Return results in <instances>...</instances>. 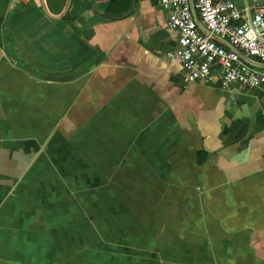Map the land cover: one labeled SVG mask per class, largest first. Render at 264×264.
Here are the masks:
<instances>
[{
    "label": "crops",
    "instance_id": "0c3cea01",
    "mask_svg": "<svg viewBox=\"0 0 264 264\" xmlns=\"http://www.w3.org/2000/svg\"><path fill=\"white\" fill-rule=\"evenodd\" d=\"M47 2L0 0V264H264V89L186 82L159 0Z\"/></svg>",
    "mask_w": 264,
    "mask_h": 264
},
{
    "label": "built area",
    "instance_id": "2783aa9c",
    "mask_svg": "<svg viewBox=\"0 0 264 264\" xmlns=\"http://www.w3.org/2000/svg\"><path fill=\"white\" fill-rule=\"evenodd\" d=\"M159 6L167 15L168 27L178 34L169 61L183 65L186 82L214 81L217 75L222 88L230 92L234 85L264 89V68L247 63L238 52L204 34L190 0H159ZM195 8L208 30L264 63V0H248L243 8L234 0H195ZM233 101L231 94L227 108Z\"/></svg>",
    "mask_w": 264,
    "mask_h": 264
},
{
    "label": "water",
    "instance_id": "95a60500",
    "mask_svg": "<svg viewBox=\"0 0 264 264\" xmlns=\"http://www.w3.org/2000/svg\"><path fill=\"white\" fill-rule=\"evenodd\" d=\"M41 2V5L44 9V11L50 15L51 17L53 16L51 13H50V10H49V6H48V2L47 0H40ZM71 4V0H66V3H65V6H64V9L62 10V12L60 13V15L58 16H55V18H61L63 17L69 6ZM190 5H191V10H192V13H193V16H194V19L199 27V29L206 35H209L211 38L215 39L216 41L224 44L226 47H228L229 49L231 50H234L236 52L239 53V55L249 64L251 65H255L257 67H262L264 68V63H261L255 59H252L250 57H248L247 55H245L242 51H240L238 48H236L233 44H231L228 40L226 39H223L221 38L220 36L216 35L215 33L211 32L210 30H208L201 22V20L199 19L198 17V14H197V11H196V8H195V0H190ZM54 17V16H53Z\"/></svg>",
    "mask_w": 264,
    "mask_h": 264
}]
</instances>
